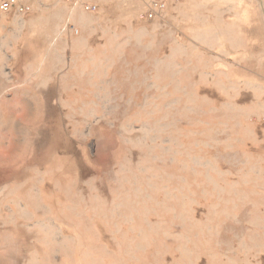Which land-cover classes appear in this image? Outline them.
I'll use <instances>...</instances> for the list:
<instances>
[{
  "label": "rangeland",
  "instance_id": "1",
  "mask_svg": "<svg viewBox=\"0 0 264 264\" xmlns=\"http://www.w3.org/2000/svg\"><path fill=\"white\" fill-rule=\"evenodd\" d=\"M21 1L0 264H264V0Z\"/></svg>",
  "mask_w": 264,
  "mask_h": 264
},
{
  "label": "built area",
  "instance_id": "2",
  "mask_svg": "<svg viewBox=\"0 0 264 264\" xmlns=\"http://www.w3.org/2000/svg\"><path fill=\"white\" fill-rule=\"evenodd\" d=\"M65 4L77 5L78 0H62ZM185 0H148L147 10L140 15V18L144 20H153L156 17L163 15L170 4L181 3ZM86 9L90 13H95L98 11V7L95 4H89ZM31 12V4L21 0H0V16L8 15H19L24 16ZM72 35H78L79 31L73 25H66L64 27ZM258 122L262 128H264V115L260 116Z\"/></svg>",
  "mask_w": 264,
  "mask_h": 264
}]
</instances>
